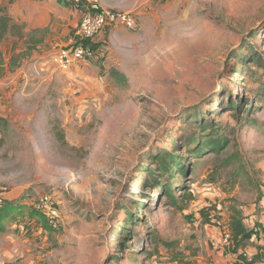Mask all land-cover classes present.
<instances>
[{
    "label": "rangeland",
    "instance_id": "obj_1",
    "mask_svg": "<svg viewBox=\"0 0 264 264\" xmlns=\"http://www.w3.org/2000/svg\"><path fill=\"white\" fill-rule=\"evenodd\" d=\"M101 4L137 27L107 26L69 70L53 58L81 11L0 42V207L15 203L0 264H222L230 219L250 216L246 177L264 191V0Z\"/></svg>",
    "mask_w": 264,
    "mask_h": 264
},
{
    "label": "crops",
    "instance_id": "obj_2",
    "mask_svg": "<svg viewBox=\"0 0 264 264\" xmlns=\"http://www.w3.org/2000/svg\"><path fill=\"white\" fill-rule=\"evenodd\" d=\"M65 1L69 0H15V2L10 4L7 9L13 19L23 26L22 38L26 40L28 38V33L45 29L48 31L52 30L55 26V21L65 25L66 19L70 17L69 9H71L74 14H77L79 11L78 8L73 7L72 4H66ZM46 41L47 40H44V42H42L38 48H40L41 45H44ZM246 178L248 184L247 188L253 189L254 195L253 197H248L247 195V199H250V203L243 207L248 210L250 216L249 219H247L244 214V218L242 219L244 224L249 229L253 228L256 233L248 241L246 247L243 248V250L248 252L251 258L254 254L260 251L262 255V261L256 262L255 264H264V235L259 230L258 211L260 210V207H257L261 201H264V191L261 190V182H259L258 179H255L249 175ZM231 220L232 219H230V222ZM247 220L254 221V223L249 224ZM256 226H258V228ZM215 229L216 230L214 233L218 237L220 235V229L218 227H215ZM216 257L217 260H219V263L221 262L222 264H234L235 262H238V256L230 252H217Z\"/></svg>",
    "mask_w": 264,
    "mask_h": 264
},
{
    "label": "trees",
    "instance_id": "obj_3",
    "mask_svg": "<svg viewBox=\"0 0 264 264\" xmlns=\"http://www.w3.org/2000/svg\"><path fill=\"white\" fill-rule=\"evenodd\" d=\"M72 4V1H65L66 4ZM23 26L18 24L13 17L10 15V13L8 12L7 7L0 5V42L4 41L5 39H7V37L11 34H17L18 36L22 37L23 36ZM94 39V38H93ZM92 39H87V40H81L79 39L78 42H82L83 44L89 45V41ZM16 62V58H13L12 62H10V64H12L13 67H16L17 65L14 63ZM5 69V63H4V58L3 55L0 53V73L2 71H4ZM113 75L114 76H119L120 74L118 71L113 70ZM232 108H234V106L238 107V103H236L235 101H232ZM6 120L5 117L0 116V125ZM2 140V137H0V141ZM219 143L217 144H208L204 147H200V145H198L197 147V151H204L206 150L208 147H213L215 148L216 145H218V148L221 146V148H224L226 145V142H222L220 140H218ZM162 163H163V167L164 169H166L167 171H171L172 168H176V167H180L181 165H183V159H180V157L178 155H170L168 158L167 156L162 157ZM166 158V159H165ZM230 160H227L226 163L228 164ZM243 168V167H242ZM241 170V169H240ZM172 172V171H171ZM184 173L186 175H188L187 171H184ZM176 173L172 174V176H176ZM172 185H169L167 188V190H170V198L174 199V202L177 201L174 193L172 192ZM184 198H186L187 200H193V194L192 193H184V195H182ZM15 203H9L4 207H0V231H4L5 230V223L4 220L9 217V214L11 213V207L14 206ZM182 208V207H181ZM206 216V215H205ZM14 220V218H12ZM11 219V220H12ZM210 218H205L204 223H209L210 222ZM229 229H230V233L232 236V243L229 247H226L225 251H228L230 253H234L237 254L239 253L240 249H243L246 247L247 242L252 238V236L256 233L255 230H250L243 222V220L237 219L236 217H234L229 225ZM163 245L165 247L171 246L170 242L167 241H163ZM150 253V252H149ZM152 255H155L156 253H151ZM196 255V254H195ZM237 261L238 263H244V264H255L256 262H261L262 261V255L261 252L258 251L256 254H254L252 256V258H248L245 257L243 255H240L237 257Z\"/></svg>",
    "mask_w": 264,
    "mask_h": 264
},
{
    "label": "built area",
    "instance_id": "obj_4",
    "mask_svg": "<svg viewBox=\"0 0 264 264\" xmlns=\"http://www.w3.org/2000/svg\"><path fill=\"white\" fill-rule=\"evenodd\" d=\"M71 1L82 13L76 32L77 36L81 40L93 39L103 29L112 24L121 23L129 28L137 27L136 20L132 13L105 8L101 4V0ZM90 56H92V50L90 47L77 41L69 47L60 48L54 55L53 62L54 64H57L56 66L59 68L69 70L78 62L83 61ZM261 220L262 223H264V211L261 216ZM229 232H225L222 240V244L226 247H229L233 242L231 233ZM219 246L222 248L221 244ZM239 254L248 257L247 253L243 249H240L239 253L236 255L238 256ZM175 264L179 263L175 262Z\"/></svg>",
    "mask_w": 264,
    "mask_h": 264
},
{
    "label": "clouds",
    "instance_id": "obj_5",
    "mask_svg": "<svg viewBox=\"0 0 264 264\" xmlns=\"http://www.w3.org/2000/svg\"><path fill=\"white\" fill-rule=\"evenodd\" d=\"M248 258H250V256H248Z\"/></svg>",
    "mask_w": 264,
    "mask_h": 264
}]
</instances>
